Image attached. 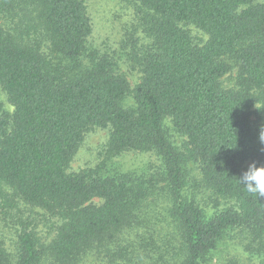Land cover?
Returning a JSON list of instances; mask_svg holds the SVG:
<instances>
[{"label":"trees","instance_id":"obj_1","mask_svg":"<svg viewBox=\"0 0 264 264\" xmlns=\"http://www.w3.org/2000/svg\"><path fill=\"white\" fill-rule=\"evenodd\" d=\"M140 2L151 44L132 91L119 63L90 49L84 0H0V90L14 107L0 96V206L23 201L60 222L51 242L21 230L15 253L0 240V264H130L155 248L164 264H208L227 240L264 248V198L237 181L264 163V4ZM232 66L239 88L225 89ZM108 128L105 159L70 173L87 132ZM128 152H153L163 171L125 170L116 159ZM191 162L200 179L188 193ZM222 200L233 205L215 208Z\"/></svg>","mask_w":264,"mask_h":264},{"label":"rangeland","instance_id":"obj_2","mask_svg":"<svg viewBox=\"0 0 264 264\" xmlns=\"http://www.w3.org/2000/svg\"><path fill=\"white\" fill-rule=\"evenodd\" d=\"M88 16L92 25V34L89 38V47L92 51L105 55L117 61L120 73L125 76L134 91L141 83L143 73L134 60L137 55L151 44L146 23V14L140 0H84ZM264 4V0H256ZM198 43L206 41V35L193 26H186ZM239 67L232 66L231 72L222 80L225 89H238ZM1 99L6 107L13 112L14 107L7 101L0 90ZM127 104L133 106L132 96ZM168 120L167 128L171 140L180 151L185 150L186 138L173 130ZM111 129H93L87 132L84 142L73 159L69 172L78 173L84 170L95 169L105 159ZM117 162L125 170L135 171L138 175L147 174L150 177L163 171L162 160L153 152H128L118 157ZM252 162H247L244 169ZM264 165V163L262 164ZM190 178L187 186L188 193L195 189L200 179L199 167L191 162L188 165ZM200 199L207 207L215 206V198L206 191H202ZM233 205L232 202L220 201L218 209ZM216 210V209H215ZM56 219H50L46 212L34 208L23 201L7 202L0 206V240L5 243L9 252L15 253L18 244V235L21 230L32 229L44 242H51L55 237V228L59 225ZM157 248L148 253L143 260L136 257L130 264H164L159 258ZM139 255V253H138ZM110 264V258L99 260L91 256L86 264ZM264 264V248L257 243L250 245L248 238L241 241H224L213 254L208 264ZM119 264V263H117ZM120 264H128L124 258Z\"/></svg>","mask_w":264,"mask_h":264},{"label":"clouds","instance_id":"obj_3","mask_svg":"<svg viewBox=\"0 0 264 264\" xmlns=\"http://www.w3.org/2000/svg\"><path fill=\"white\" fill-rule=\"evenodd\" d=\"M260 140L264 143V130L261 131ZM237 181L247 192L264 198V165L257 166L255 162L250 163Z\"/></svg>","mask_w":264,"mask_h":264}]
</instances>
